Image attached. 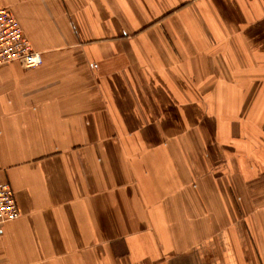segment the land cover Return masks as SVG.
<instances>
[{
  "label": "crops",
  "instance_id": "obj_1",
  "mask_svg": "<svg viewBox=\"0 0 264 264\" xmlns=\"http://www.w3.org/2000/svg\"><path fill=\"white\" fill-rule=\"evenodd\" d=\"M0 8V264H264V0Z\"/></svg>",
  "mask_w": 264,
  "mask_h": 264
},
{
  "label": "built area",
  "instance_id": "obj_2",
  "mask_svg": "<svg viewBox=\"0 0 264 264\" xmlns=\"http://www.w3.org/2000/svg\"><path fill=\"white\" fill-rule=\"evenodd\" d=\"M13 62L34 69L42 64V58L32 48L13 13L0 8V66ZM19 217L13 190L8 183H0V225Z\"/></svg>",
  "mask_w": 264,
  "mask_h": 264
}]
</instances>
